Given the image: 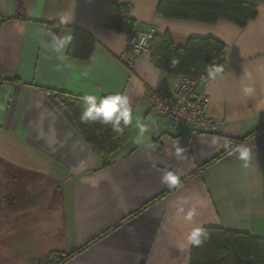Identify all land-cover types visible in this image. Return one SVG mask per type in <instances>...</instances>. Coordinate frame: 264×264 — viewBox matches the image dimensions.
Listing matches in <instances>:
<instances>
[{"label": "crops", "instance_id": "0c3cea01", "mask_svg": "<svg viewBox=\"0 0 264 264\" xmlns=\"http://www.w3.org/2000/svg\"><path fill=\"white\" fill-rule=\"evenodd\" d=\"M244 1L257 15L238 27L164 19L156 14L159 0H0V164L4 173L13 165L38 180L26 189L31 201L14 211L10 199L5 203L4 237L16 232L15 222L33 228L29 264L72 253L104 232L66 264H188L189 237L205 227L264 239V0ZM112 4L129 6L132 34L169 33L177 48L189 38L225 46L216 66L222 71L198 90L208 100L206 116L224 122L221 135L190 137L184 126L149 113L152 90L171 92L182 77L154 68L149 52L132 70L125 67L129 34L104 21ZM55 23L62 28L50 41L47 26ZM75 29L96 41L88 61L67 56ZM54 92L97 102L128 97L130 139L108 167L101 168ZM168 172L176 184L164 181Z\"/></svg>", "mask_w": 264, "mask_h": 264}, {"label": "trees", "instance_id": "16d2710c", "mask_svg": "<svg viewBox=\"0 0 264 264\" xmlns=\"http://www.w3.org/2000/svg\"><path fill=\"white\" fill-rule=\"evenodd\" d=\"M156 14L164 19L204 24L227 21L238 27H244L257 15L255 5L244 0H159ZM104 21L113 29L129 35L132 34L136 25L130 18L129 6L126 5H110ZM61 28L62 25L59 23L48 25L47 39L55 41ZM95 46L96 41L89 34L75 29L67 56L79 61H88ZM224 51L225 46L211 38H189L183 47L177 48L173 45L169 33L162 36L154 33L147 52L150 53V61L154 68L165 73L193 79L206 71L208 67L218 66ZM174 60L177 61L175 66H173ZM54 93L58 101L68 110L73 124L87 147L101 161V168L108 167L111 163V156L129 142V124L125 126L121 119L120 125L123 131L117 133L112 130L111 123L106 125L100 121L82 123L80 117L87 107L84 97L63 92ZM262 129L256 130L253 134ZM245 140L246 138L241 142ZM225 155L221 154L197 168L190 176L176 184L175 188L183 185ZM167 194L168 192L161 194L151 203ZM127 219L121 220L114 228L123 224ZM200 230L201 234L198 238L202 242L197 245L191 241L188 264H264V239L216 227H205ZM106 233L104 232L72 253L61 254L58 260L52 259L50 263L45 264H66Z\"/></svg>", "mask_w": 264, "mask_h": 264}, {"label": "built area", "instance_id": "2783aa9c", "mask_svg": "<svg viewBox=\"0 0 264 264\" xmlns=\"http://www.w3.org/2000/svg\"><path fill=\"white\" fill-rule=\"evenodd\" d=\"M154 30L131 34L122 56V61L128 70H132L138 57L148 51ZM217 68L212 65L196 78L182 77L171 92L152 90L148 109L149 113L163 123H174L184 126L188 136L221 135L224 122L211 120L205 114L208 100L198 93L200 87L206 85L213 77L209 70ZM216 75V74H215Z\"/></svg>", "mask_w": 264, "mask_h": 264}, {"label": "rangeland", "instance_id": "374dc122", "mask_svg": "<svg viewBox=\"0 0 264 264\" xmlns=\"http://www.w3.org/2000/svg\"><path fill=\"white\" fill-rule=\"evenodd\" d=\"M11 170L3 172L2 165L0 164V264H29V255L34 253V247L36 244H33V228L28 227L30 231H27L24 228L21 230L19 222L14 223L13 235L5 238L7 230H10L4 225V214H7L9 211L5 210V203H8L11 200L12 210L17 209L25 200H32L34 196L31 197V190L36 189L37 179L33 176H27L25 173H21L18 169H14L13 165L9 166ZM9 172V173H7ZM30 187V188H29ZM31 189V190H26ZM10 193V194H9ZM13 219H18L17 214L11 212ZM29 213V212H23ZM21 219L23 217L20 216ZM34 218L29 220L27 224H33ZM26 223H24L25 225ZM32 231V232H31ZM32 243V244H31ZM8 254L9 259L4 256ZM61 254H54L48 258H45L41 261L43 264L51 261L52 259L58 260ZM50 263V262H49Z\"/></svg>", "mask_w": 264, "mask_h": 264}, {"label": "clouds", "instance_id": "9594fccd", "mask_svg": "<svg viewBox=\"0 0 264 264\" xmlns=\"http://www.w3.org/2000/svg\"><path fill=\"white\" fill-rule=\"evenodd\" d=\"M55 40V37H53ZM177 61H173V66ZM222 71L221 68H215L214 70H209L210 77H214L216 73ZM85 104L87 107L82 112L80 120L82 123H89L100 121L102 124H109L112 125V130L114 132L120 133L123 131V128L120 125L121 119L124 121V125H128L131 122V112L132 109L129 106V99L126 95L116 94V95H109L105 98H102L97 105V98L93 95H87L84 97ZM138 127L140 128L141 133L145 131V128L142 124H139ZM181 152L180 149H177V155ZM248 156V149L242 150V157L247 158ZM164 181L170 182L171 184H176L177 176L174 175L172 172H168L164 176ZM201 234L200 229H196L193 231L189 239L194 243L199 245L202 241L198 237ZM206 238V236H205Z\"/></svg>", "mask_w": 264, "mask_h": 264}]
</instances>
